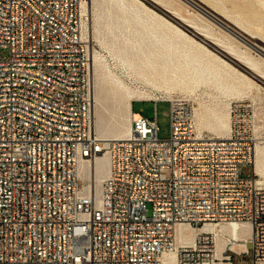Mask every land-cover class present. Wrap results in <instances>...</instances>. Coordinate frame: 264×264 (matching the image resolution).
<instances>
[{"label":"built area","instance_id":"obj_1","mask_svg":"<svg viewBox=\"0 0 264 264\" xmlns=\"http://www.w3.org/2000/svg\"><path fill=\"white\" fill-rule=\"evenodd\" d=\"M86 1L0 0V264H163L166 253L175 264H235L248 243L253 264L264 263L250 105L229 103L220 137L197 131L194 101L180 95L149 100L154 116L135 112L126 137L97 135ZM160 101L169 103L165 139ZM103 154L109 168L96 200L78 168ZM222 222H247L251 233L244 249L219 258L202 228Z\"/></svg>","mask_w":264,"mask_h":264},{"label":"bare ground","instance_id":"obj_2","mask_svg":"<svg viewBox=\"0 0 264 264\" xmlns=\"http://www.w3.org/2000/svg\"><path fill=\"white\" fill-rule=\"evenodd\" d=\"M93 1L94 0L86 1L83 4L82 9L84 15L82 21V34L89 41L90 64L92 70L91 95L93 131L97 135H100L98 130L100 124L103 123L104 118L102 109L104 108L106 101L111 100L117 110H125L127 112V122H118L111 128H107L106 130L111 136L103 137L123 138L126 137L130 132V122L133 114L135 113V111L132 109L133 101L157 99H153L149 94L150 92L146 91L145 89L137 88L138 86L135 88L130 87L121 78H119L118 75H113L110 71L107 72L105 70V62L102 56H100L98 52L92 47V41L96 36L91 18V4ZM113 1L117 4L118 8H120L119 6H124L122 8L123 13L121 16L123 21L127 23V28H130V31L131 25H133L132 30L134 31H138L137 25H140L142 28H145L147 30L149 37L152 38V40L148 43L150 46L155 47L161 44L160 48L162 49V51L160 53L149 48H144L141 45L137 46L136 44H132V47H136L141 55L138 57L137 61H128L129 64L132 65V68L136 75L144 82L150 83L151 85L168 92H171L176 87H179L182 90L193 92L200 85H213L216 89L219 90H228L231 87V94L237 96L242 94L244 90L246 91L252 86L257 85L245 72L235 67L222 56L215 53V51H212L209 47L192 37V35H189L185 30H183L177 24L169 20L166 16L146 4L143 0ZM150 1L157 6L159 5L163 7L170 13H172L173 11L176 12L178 18L181 21L194 28L195 31H197L205 38L220 46L223 50H225V52L241 62L249 70L264 79V68L262 67L261 60L254 58L248 52L238 49L233 44L220 38L215 34L216 32L214 33L209 26L205 24H199L192 18L187 17L179 13L178 11H175L165 0ZM200 1L211 8V10H213L215 13L219 14L221 17L232 23L236 28L250 35L247 30L243 29L238 24H242L238 18H234V20L236 21L235 22L230 19L225 12L223 13L219 11L216 8L217 6L215 4L209 3L208 0ZM130 2L138 5L142 10L154 16L156 19L165 23L169 27L180 31L182 37L186 40H189L192 43L193 47H187L184 43L181 45L180 43L164 35L163 33L149 29L147 26V20L141 17L140 8H137L138 10L136 9V13L134 15H131L130 17L125 10L126 4H129ZM208 15L217 23H220L232 32V30L228 26L224 25L216 17H213L210 14ZM128 39L129 41H131L130 37ZM171 50H174L172 52L177 53L178 56H182L185 62L180 64H173V58L170 54ZM167 52L170 53L168 54ZM164 55H167V57H165L166 60L159 61V57H162ZM107 80H109V82L113 86L112 93H109L108 89L105 87V83L107 82ZM171 97L172 96H170L169 98ZM226 106L227 104H225L222 108H211L210 112L203 106H196L194 110V117L197 131L199 133H202L204 129L208 128L215 131L218 134V137L227 135L230 128V120L229 110ZM252 167L253 171L258 176H264V147L260 146L259 144H256L255 147ZM108 168L109 163L107 154L99 155L95 159L82 162L79 165L78 170L81 177L87 180L84 185L85 187L90 189L92 196H94L96 200H98L100 197L101 182L106 176ZM258 179L259 181L264 182L263 178L259 177ZM202 229H208L212 231L214 236L216 237V253L219 258L223 256L222 251L224 249L225 240H231L230 249L241 250L245 248V241L251 233V225L247 222H222L218 224L211 223L206 224ZM178 235H183V230H180ZM186 237L189 241H192L194 232L192 230H187ZM163 264H175V254L166 253L163 257ZM215 264L230 263L217 261Z\"/></svg>","mask_w":264,"mask_h":264},{"label":"rangeland","instance_id":"obj_3","mask_svg":"<svg viewBox=\"0 0 264 264\" xmlns=\"http://www.w3.org/2000/svg\"><path fill=\"white\" fill-rule=\"evenodd\" d=\"M143 1L159 13L166 16L169 20L177 24L189 35H192V37L209 47L212 51H215V53L222 56L224 59L229 61L241 71L245 72L257 85L252 86L246 91L244 90L242 94L237 96L231 94V87L228 90H219L216 89L213 85H200L193 92L182 90L179 87H176L171 92H168L166 90L157 88L150 83L144 82L136 75L132 68V65L129 64V61H137L138 57L141 55L136 47H132V44H136L137 46L141 45L144 48L155 50L158 53L162 51V49L160 48L161 44L155 47L150 46L148 43L152 40V38L149 37L147 30L145 28H142L140 25H137L138 31L132 30L133 25H131V31L130 28H127V23L123 21L121 16L123 13L122 8L124 6H119L120 8H118L117 4L113 0H94L91 4V18L96 36L92 41V47L98 52L100 56H102L105 62V70L107 72L110 71L113 75H118V77L121 78L130 87L135 88L138 86L137 88L145 89L146 91L150 92L149 94L153 99L159 100L175 95L185 96L191 98L194 101L195 107L203 106L209 112L211 108H222L225 104H227L226 107L229 110L230 102L234 100H243L250 105V110L253 114L256 144L264 147V79L249 70L241 62L225 52V50H223L220 46L205 38L197 31H195L194 28L181 21L178 18L176 12L173 11L172 13H170L163 7L159 5L157 6L150 0ZM165 1L175 11H178L179 13L192 18L199 24H205L209 26L213 30V32H216L215 34L220 38L233 44L238 49L248 52L254 58L261 60L262 67L264 68V0H208L209 3L215 4L217 6L216 8L219 11L223 13L225 12L226 15L233 21H235L234 18H238L242 24L238 22L237 23L243 29L247 30L250 35L236 28L232 23L221 17L219 14L215 13L213 10H211V8L202 3L200 0ZM191 3H193L194 5ZM137 8L140 7L131 2L129 4L127 3L125 6V10L130 17L131 15H134L136 13ZM207 11L211 12L213 14V17L222 19L230 26L236 28L238 31L244 34L247 39L243 40L242 38L233 34L227 28H225V26L217 23L207 14ZM140 14L142 18L147 20V26L149 29L159 31L164 35L172 38L176 42L180 43L181 45L184 43L187 47H193L192 43L189 40H186L182 37L180 31L169 27L141 8ZM129 37L131 38V41H129ZM172 51L174 50H171V53H167L171 54L173 58V64H180L185 62L182 56H178L177 53ZM0 53L4 54L5 51L0 49ZM165 57H167V55L159 57V61H165ZM252 74H254L256 77L252 76ZM105 87L108 89L109 93L113 92V86L109 82V80H107V82L105 83ZM132 105L135 112H138L139 114L146 117L154 116V102L149 100H135L133 101ZM156 110L159 124L158 136L161 139L168 138L170 135L169 103L167 101L158 102L156 105ZM102 113L104 117L103 123L100 124L98 130L99 134L102 136L110 137L111 135L107 132V128H111L118 122H127V112L125 110H117L111 100L106 101V104L102 109ZM203 133L212 136L218 135L215 131L208 128L204 129ZM244 174H252L251 165H247L244 167ZM259 177L264 179V176L260 175ZM230 247L231 240H225L224 249H227V253L233 254L232 250H230ZM248 248L250 250L249 254H233L235 264H253L251 243H248Z\"/></svg>","mask_w":264,"mask_h":264},{"label":"water","instance_id":"obj_4","mask_svg":"<svg viewBox=\"0 0 264 264\" xmlns=\"http://www.w3.org/2000/svg\"><path fill=\"white\" fill-rule=\"evenodd\" d=\"M207 12H208V14H210V15L213 16V14H212L211 12H209V11H207ZM217 19H218L219 21H221L223 24H225L226 26H228V27L232 30V33H233V34H235L236 36H238V37H240V38H242V39H247V38L245 37V35L242 34L240 31H238L236 28L230 26L229 24H227L226 22H224L222 19H219V18H217ZM252 76L256 77L254 74H252Z\"/></svg>","mask_w":264,"mask_h":264}]
</instances>
